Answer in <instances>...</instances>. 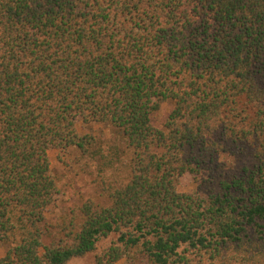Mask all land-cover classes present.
<instances>
[{"label":"trees","instance_id":"trees-1","mask_svg":"<svg viewBox=\"0 0 264 264\" xmlns=\"http://www.w3.org/2000/svg\"><path fill=\"white\" fill-rule=\"evenodd\" d=\"M78 122L119 144L95 198L48 219L47 153L88 154ZM108 236L93 264H264V0H0V264Z\"/></svg>","mask_w":264,"mask_h":264},{"label":"rangeland","instance_id":"rangeland-1","mask_svg":"<svg viewBox=\"0 0 264 264\" xmlns=\"http://www.w3.org/2000/svg\"><path fill=\"white\" fill-rule=\"evenodd\" d=\"M171 106V101L163 102L160 108L151 114L152 125L161 128ZM76 128L80 133L92 135L93 142L90 145V152L82 155L74 148L65 151L48 150L50 167L59 185V193L46 211L48 219L67 213L71 207H74V204H78L88 197L95 198L98 192V168L101 164L97 152L107 153L110 147L119 144L115 133L106 125H85L78 122ZM176 188L179 192H192L194 186L190 176L184 175ZM113 240L114 236L101 239L97 243L95 251L83 257L74 258L67 264H93L95 254L103 250ZM6 250V245L0 246V257L5 254Z\"/></svg>","mask_w":264,"mask_h":264}]
</instances>
